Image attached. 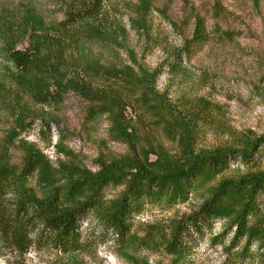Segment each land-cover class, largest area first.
I'll list each match as a JSON object with an SVG mask.
<instances>
[{
	"label": "trees",
	"instance_id": "obj_1",
	"mask_svg": "<svg viewBox=\"0 0 264 264\" xmlns=\"http://www.w3.org/2000/svg\"><path fill=\"white\" fill-rule=\"evenodd\" d=\"M103 1H90L80 15L75 8L55 27L0 17V107L9 118L0 140V257L4 249L84 253L80 219L90 216L132 264H148L134 258L140 251L184 262L215 221L223 227L212 243L231 264H264V135H238L232 148L199 149V128H215L213 105L200 99L176 107L157 89L160 71L138 63L132 52L121 62L73 53L80 43L105 41L95 22ZM213 12L223 11L217 4ZM203 37L197 20L185 44ZM70 96L80 102L85 124L107 120L108 139L124 145V155L99 156L91 171L66 149L50 114L61 112ZM37 123L48 146L51 129L57 130L54 163L25 139ZM149 126L176 151L151 138ZM233 161L243 171L232 174ZM193 198L198 205L189 214L163 224L136 223L150 211L167 213Z\"/></svg>",
	"mask_w": 264,
	"mask_h": 264
},
{
	"label": "rangeland",
	"instance_id": "obj_2",
	"mask_svg": "<svg viewBox=\"0 0 264 264\" xmlns=\"http://www.w3.org/2000/svg\"><path fill=\"white\" fill-rule=\"evenodd\" d=\"M90 1L0 0V17L12 24H29V18H34L55 27L73 16L69 12L75 8L79 15L83 13L91 6ZM217 4L223 11L219 16L213 12ZM197 20L203 22V41L186 45ZM95 22L104 31L105 41L80 43L73 53L102 62H121L132 52L138 63L160 71L157 89L176 107L193 106L200 99L213 105L215 128L206 125L199 128V149L232 148L238 135H264V0H104ZM82 109L80 102L70 96L61 112L50 116L65 134L66 149L86 168L95 171L94 163L99 156L117 158L126 153V148L108 139L106 119L85 124ZM8 125V114L0 107V140ZM38 125L25 139L54 163L57 130L51 129L48 146V135L39 136ZM153 129L154 126H149L151 138L168 151H176L171 141ZM231 164L232 174L237 169L243 171L238 162ZM261 169L264 170V163ZM197 202L193 198L167 213L150 211L136 223L138 227L167 223L195 210ZM80 220L86 244L84 253L68 257L45 249H31L26 254L4 249L0 264H132L116 252L110 236L103 235L92 217L83 216ZM222 227V222L215 221L211 231L204 229L182 263L158 256L146 258L145 251L134 258L145 259L148 264H231L221 246L212 243Z\"/></svg>",
	"mask_w": 264,
	"mask_h": 264
}]
</instances>
